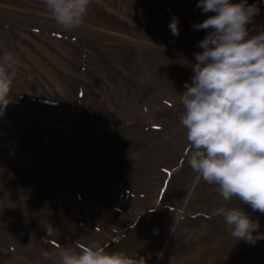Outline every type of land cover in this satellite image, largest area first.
Here are the masks:
<instances>
[{
	"label": "rangeland",
	"instance_id": "374dc122",
	"mask_svg": "<svg viewBox=\"0 0 264 264\" xmlns=\"http://www.w3.org/2000/svg\"><path fill=\"white\" fill-rule=\"evenodd\" d=\"M197 3L92 0L65 31L42 0H0V54L18 62L0 114V264H56L92 242L148 264H264V239L236 241L215 210L243 208L260 233L264 214L187 163L180 93L207 34L193 25L213 15ZM247 3L254 35L264 0Z\"/></svg>",
	"mask_w": 264,
	"mask_h": 264
},
{
	"label": "clouds",
	"instance_id": "9594fccd",
	"mask_svg": "<svg viewBox=\"0 0 264 264\" xmlns=\"http://www.w3.org/2000/svg\"><path fill=\"white\" fill-rule=\"evenodd\" d=\"M53 19L65 31L80 27L92 0H42ZM204 14L213 13L193 25L205 30L194 53L191 82L180 96V120L190 148L187 163L208 184L218 186L226 202L236 198L253 211L264 214V30L251 34L248 26L260 9L247 0H198ZM179 35L178 19L168 25ZM17 60L0 54V114L11 102V85L17 75ZM231 236L255 244L264 239L258 221L243 208L220 207ZM47 235H59L52 224ZM45 258H49L47 252ZM162 256V254H161ZM148 257L107 251L97 242L65 247L56 264H148Z\"/></svg>",
	"mask_w": 264,
	"mask_h": 264
}]
</instances>
